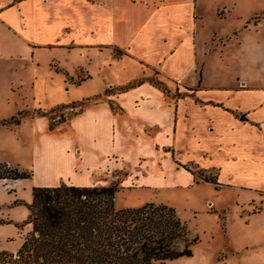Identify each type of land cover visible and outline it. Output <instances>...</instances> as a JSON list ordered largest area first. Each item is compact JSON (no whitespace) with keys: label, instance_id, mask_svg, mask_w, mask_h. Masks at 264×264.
<instances>
[{"label":"crops","instance_id":"0c3cea01","mask_svg":"<svg viewBox=\"0 0 264 264\" xmlns=\"http://www.w3.org/2000/svg\"><path fill=\"white\" fill-rule=\"evenodd\" d=\"M238 1L0 0V60L15 61L24 52L47 49L81 60L75 68L84 78L90 74L81 65L83 59L87 62L94 53L105 54L102 69L121 66L123 71H100L104 81L98 100L77 97L50 109L26 105L18 110L19 123L0 124L14 135L25 131L24 137L14 136L21 158H0V163L31 173L29 178L0 179V242L14 245H2L0 251L19 248L16 225L29 214L34 187L118 180L129 188L154 186L160 183L155 169L162 173L170 165L189 176L195 170H215L217 182L221 176L233 182L228 167L239 159L264 164V84L244 76L234 86L226 85L222 77L209 79L204 72L210 52L221 46L216 33L206 30L205 10L216 14L224 5L234 15L240 12ZM257 5V0L246 1L250 21L261 12L254 11ZM261 24L264 20L250 26ZM214 38L217 49L211 47ZM13 70H18L16 64ZM29 73L27 79L21 75L7 81V110L9 94L22 83L34 88L33 66ZM83 100L90 102L66 107V113H74L60 122V115L38 114ZM7 229L11 232L2 233Z\"/></svg>","mask_w":264,"mask_h":264},{"label":"rangeland","instance_id":"374dc122","mask_svg":"<svg viewBox=\"0 0 264 264\" xmlns=\"http://www.w3.org/2000/svg\"><path fill=\"white\" fill-rule=\"evenodd\" d=\"M246 1H238L240 12L234 15L228 12L231 7L225 8L224 5L217 10V15L212 8L205 10L206 30L209 33H216L217 40L221 42L220 50L211 51L205 60V76L209 79L222 77L226 85L234 86L240 82L237 79L244 76L253 84L255 79L256 83L264 84V24L255 29L250 26L251 22L256 24L264 20V0H257L258 5L254 11L261 12L251 21V16L246 14ZM247 20L249 23H245ZM216 44L214 38L211 47L216 48L214 46ZM97 55L100 57L93 53L87 62L83 59L81 65L90 74L89 77L85 75L83 80H80L82 77H78L81 75L80 69L75 68L76 63H81L79 62L81 60L77 61L72 56L65 58L63 54L55 55L47 49L33 54L24 52L22 57L15 61L0 60V72L5 76L4 79H0V119L9 118L26 105L28 108L50 109L56 104H66L67 102L63 101L67 99L73 101L77 97L91 100L97 97L95 100H98L102 94V92L99 94V90L104 81L100 71L103 70L102 74L123 71L120 69L121 66H118V69L117 67L102 69L101 62L104 61L105 54ZM15 64L18 66L16 72L13 70ZM32 66L37 74L36 81H33L34 88L27 82L22 83L21 88L11 91L8 97L11 109L7 110L3 103L6 101V97H3L10 89L7 81L11 79L15 81L21 75L25 79L29 78L31 74L29 68ZM65 70H68L70 77L74 75L75 79L71 80ZM252 79L254 80L251 81ZM77 80L79 82H75ZM169 91L173 92V86L170 85ZM21 96L25 98L22 99ZM89 102L83 100L76 104ZM62 106H56L51 115H60L56 118L59 121L66 120L74 113V111L66 113L67 111H64L66 107ZM25 128L23 127L24 130ZM22 132L21 134L16 132L14 135L8 129L0 127L2 148L0 158H21L14 144L16 138L14 136L24 137L25 131ZM174 167L170 165L162 173L155 169L156 183H160L154 186L129 188L121 186L119 180L113 182L117 184L113 202L116 209L137 208L149 202L165 204L172 207L185 223L188 230L187 238L197 237L190 245L191 255L168 260L165 264H264V176H259L260 173H264V164L256 162V159L244 161L239 159L233 166L228 167L233 175V182L222 181L221 176L217 185L201 180L203 177L217 178L215 170H195L194 176H189L188 173ZM7 170H9L7 167L0 166V174L9 175ZM29 229L30 225L20 226L17 238L22 241ZM8 232L11 230L7 229L2 233ZM2 245L3 249L14 246L12 242L4 241L0 242V246Z\"/></svg>","mask_w":264,"mask_h":264},{"label":"trees","instance_id":"16d2710c","mask_svg":"<svg viewBox=\"0 0 264 264\" xmlns=\"http://www.w3.org/2000/svg\"><path fill=\"white\" fill-rule=\"evenodd\" d=\"M21 116L18 112L0 124H17ZM7 173L0 174V179L31 176L29 171ZM201 180L218 184L217 178ZM116 188L113 182L34 187L32 201L27 204L29 214L16 225L18 229L30 225V229L16 252L0 251V264H165L191 255L190 245L197 237L187 238V227L172 207L149 202L137 208L116 209Z\"/></svg>","mask_w":264,"mask_h":264},{"label":"built area","instance_id":"2783aa9c","mask_svg":"<svg viewBox=\"0 0 264 264\" xmlns=\"http://www.w3.org/2000/svg\"><path fill=\"white\" fill-rule=\"evenodd\" d=\"M225 9V8H224ZM70 110H73V108H71ZM4 167H7V169H9V170H16V169H13V168H11L8 164H5V163H1ZM6 169V168H5ZM4 179H9V178H3L2 180H4ZM14 180V179H13Z\"/></svg>","mask_w":264,"mask_h":264}]
</instances>
